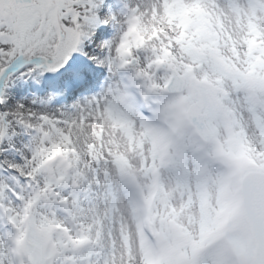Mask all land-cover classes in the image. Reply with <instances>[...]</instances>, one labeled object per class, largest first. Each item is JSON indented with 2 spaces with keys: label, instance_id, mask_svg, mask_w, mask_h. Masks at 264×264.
I'll return each instance as SVG.
<instances>
[{
  "label": "snow or ice",
  "instance_id": "obj_1",
  "mask_svg": "<svg viewBox=\"0 0 264 264\" xmlns=\"http://www.w3.org/2000/svg\"><path fill=\"white\" fill-rule=\"evenodd\" d=\"M0 264H264V0H0Z\"/></svg>",
  "mask_w": 264,
  "mask_h": 264
}]
</instances>
